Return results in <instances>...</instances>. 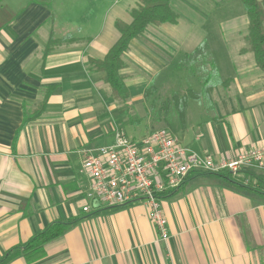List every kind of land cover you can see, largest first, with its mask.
Here are the masks:
<instances>
[{"label": "crops", "instance_id": "obj_1", "mask_svg": "<svg viewBox=\"0 0 264 264\" xmlns=\"http://www.w3.org/2000/svg\"><path fill=\"white\" fill-rule=\"evenodd\" d=\"M138 3L116 0L101 24L93 1L72 22L58 20L43 0H0V257L52 223L74 221L44 246L41 259L9 264H264V198L225 173H190L161 196L167 240L159 239L145 201L94 208L87 197L85 154L113 145L118 131L128 137L126 127L134 140L155 130L145 89L178 91V57L195 54L204 41L205 58L224 84L205 101L189 100L184 123L177 119L169 129L190 151L215 160L264 145V74L252 53H240L246 41L231 59L223 36L210 40L207 0H171L177 23L148 25L130 42L120 71L129 97H111L89 61L104 58L119 38L114 21L130 23ZM234 24L228 21V28ZM51 34L71 40L45 53ZM48 90L41 115L23 124L24 112H35ZM249 172L264 181V170ZM230 178L245 183L243 173Z\"/></svg>", "mask_w": 264, "mask_h": 264}, {"label": "built area", "instance_id": "obj_2", "mask_svg": "<svg viewBox=\"0 0 264 264\" xmlns=\"http://www.w3.org/2000/svg\"><path fill=\"white\" fill-rule=\"evenodd\" d=\"M264 170V145L236 150L215 160L186 148L167 128H158L139 139L117 132L113 145L87 152L82 171L89 178L87 197L94 208L143 200L159 239L167 240V223L160 208L162 194L177 189L190 173L237 175ZM244 184L248 181L245 179ZM89 206L83 208L88 212Z\"/></svg>", "mask_w": 264, "mask_h": 264}, {"label": "trees", "instance_id": "obj_3", "mask_svg": "<svg viewBox=\"0 0 264 264\" xmlns=\"http://www.w3.org/2000/svg\"><path fill=\"white\" fill-rule=\"evenodd\" d=\"M240 1L244 7L245 15L248 20V32L244 37L247 46L242 48L240 53H252L256 66L264 74V8L260 0ZM48 7L50 8V5H48ZM129 14L131 17L130 23H125L120 19L114 21V28L118 31L119 38L108 50L104 58L96 61H89L91 65L90 71L94 70L96 73H103L102 80L108 86L111 97L118 102H125L129 97L128 88L120 71L126 67L122 56L128 52L130 42L141 35L148 25L162 26L163 24H176L179 18L177 12L171 6V0H139L138 5L131 9ZM70 40V37L55 39L51 34L46 44L45 53ZM218 84L222 85L224 82L220 81L216 68L212 63L211 69L207 71L205 77H203L201 94H196L191 89L187 90L183 95L173 92L170 98L162 102L160 108L162 111L157 110L159 112L157 115L165 118L168 113L174 109L179 122L183 124L184 111L188 101H198L201 100L203 96L208 99L211 92ZM156 90V86L150 84L144 91L143 96L146 104H148V114L150 110H153L155 107V101L152 95ZM49 93L50 90L46 92L43 101L37 107L35 112L29 115L24 112L23 124L32 121L41 115ZM225 174L226 175L224 176L228 180H231L239 187L246 189L249 192L256 193L264 198V181L254 174L250 172L246 173L245 179L248 181L247 184H243V182L230 178V176H232L230 173ZM171 192H166L162 194V196L165 197L167 193ZM73 223L74 221L72 220H66L50 224L44 230L34 235L28 242L6 251L0 257V264H9L11 261L19 257L24 258L28 262L41 259L44 256V246L61 237Z\"/></svg>", "mask_w": 264, "mask_h": 264}, {"label": "rangeland", "instance_id": "obj_4", "mask_svg": "<svg viewBox=\"0 0 264 264\" xmlns=\"http://www.w3.org/2000/svg\"><path fill=\"white\" fill-rule=\"evenodd\" d=\"M44 2L52 3L54 11V16L58 20H67L71 19L72 22L83 18L88 12V4L90 1H93L96 5V21L105 23L107 15L109 12H112V6L116 0H43ZM190 1L191 0H186ZM210 2L207 8L205 9V14L207 15V25H205L204 30L208 33L210 40L218 43L217 39H222L223 44L228 53H230V58L233 59L236 57V51L239 47L246 45L245 40L242 38L247 34V24L248 20L245 15L244 7L240 0H207ZM184 14L183 12H181ZM112 16L113 13H111ZM234 20L235 24L232 29L231 26L228 28V21ZM6 22V21H4ZM113 28V27H112ZM115 31V30H114ZM232 32L238 35V39L227 41L230 39ZM225 40V41H224ZM208 44L204 41L202 42L195 54L184 55L181 54L180 58L178 57L179 62H177L178 67L181 71V77L179 80V89L178 91L170 90L166 86L156 87L157 90L153 92V99L155 101V107L153 110H150L149 114L146 112L148 117V123L152 127L158 129L160 127H171V123L176 121L177 114L174 109H172L165 118L158 116L159 113L157 110L162 111L161 104L166 99L170 98L173 92H177L180 95L186 93L187 90H196L202 93V80L205 77L207 71L211 69L212 63L210 59L205 57V50L209 49ZM225 58V57H224ZM215 66V64H214ZM219 75V73H218ZM155 81V80H154ZM203 95V94H202ZM205 97H202V100L205 101ZM195 101H191V105L195 107ZM148 106V104H146ZM128 137H131L129 127L125 128ZM246 175V172L243 173Z\"/></svg>", "mask_w": 264, "mask_h": 264}]
</instances>
